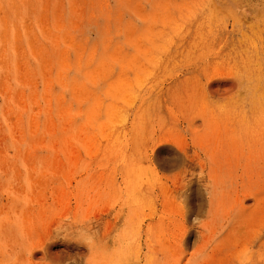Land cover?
Here are the masks:
<instances>
[{"label": "rangeland", "instance_id": "374dc122", "mask_svg": "<svg viewBox=\"0 0 264 264\" xmlns=\"http://www.w3.org/2000/svg\"><path fill=\"white\" fill-rule=\"evenodd\" d=\"M234 72L238 124L203 102ZM163 137L212 171L199 221ZM0 264H264V0H0Z\"/></svg>", "mask_w": 264, "mask_h": 264}, {"label": "bare ground", "instance_id": "6f19581e", "mask_svg": "<svg viewBox=\"0 0 264 264\" xmlns=\"http://www.w3.org/2000/svg\"><path fill=\"white\" fill-rule=\"evenodd\" d=\"M196 70L200 71L201 69H193L192 74H194ZM234 74L232 75L236 77V79H233L234 77L232 75H226L224 73L222 75H214L208 79L206 88H214V91L211 96L205 97L203 102L205 105L210 106L211 98L215 97L220 99L217 102L218 107L224 108V106L228 104L233 106L232 116L235 118V124H238L247 122V116L254 113L253 109L257 102V92L254 81H251V84L244 83L240 80L241 78L238 73L234 72ZM189 79L190 76H187L183 80L187 81ZM252 79L254 78L252 77ZM227 86H230L231 88L228 89ZM232 92H234V94L229 96ZM121 96L124 100L128 98L127 96ZM121 96L119 95L118 97ZM145 102L147 101L145 100L142 106ZM243 104H248L251 107H246ZM139 111H141V108L136 113V116H139ZM245 114H247V116H245ZM221 116L222 115H220V118ZM211 122L215 123V119L211 118ZM249 128L250 127H245L242 130L248 131ZM162 146H164L165 149H162ZM175 148L180 151L179 154L176 153ZM190 149L191 147L187 143L177 142L176 140L163 137L154 142L152 156H156V162L159 168L168 170L177 168L182 169L183 177L188 180V182L183 183L180 188H178L177 194L180 197H185V200L189 205L188 217L192 218L194 221H199V209L195 203V199L206 193L208 195V199L211 200L213 194V176L212 171L209 170L208 163L205 160L200 159L198 154L191 155ZM114 186L118 187L116 188L119 195L117 196V200L120 201L122 205L123 203L125 205V200L127 201V197L129 196L127 195L129 192L128 181L123 182L124 189L121 184H115ZM125 196L126 198L122 200ZM247 199L248 197L245 198V200ZM63 228V223L60 222L59 229L62 230ZM54 244L62 246L66 244V242H64L63 239L57 238V242ZM42 245H44V243H42ZM52 245H50V247ZM42 250L44 252L43 255L46 256L48 254V249L43 248Z\"/></svg>", "mask_w": 264, "mask_h": 264}]
</instances>
